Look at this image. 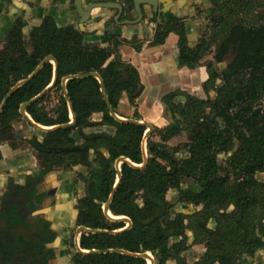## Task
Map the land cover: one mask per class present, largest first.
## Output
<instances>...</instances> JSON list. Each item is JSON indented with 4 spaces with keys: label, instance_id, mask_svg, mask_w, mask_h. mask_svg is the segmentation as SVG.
Masks as SVG:
<instances>
[{
    "label": "trees",
    "instance_id": "16d2710c",
    "mask_svg": "<svg viewBox=\"0 0 264 264\" xmlns=\"http://www.w3.org/2000/svg\"><path fill=\"white\" fill-rule=\"evenodd\" d=\"M185 22L184 18H168L157 26L149 45L164 44L171 33L178 37L180 54L209 43L208 34H203L196 46H191ZM263 33L264 28L259 35L249 33L245 39L237 37L235 42L238 46L234 48L237 56L227 67H216L220 61L205 64L208 73L205 85L212 84L214 99L187 103L185 117L189 121L199 123L205 117L206 108L213 106L212 120L220 133L238 120L242 121L243 128H260V122L248 114L252 103L264 95ZM85 37L84 32L72 27H56L49 18L31 27L25 21L16 20L5 30L0 46V104L10 89L28 78L44 58L52 56L56 60L53 85L25 108L33 123L52 128L48 131L38 129L37 136L32 134L27 139L38 165L44 171H70L82 165L81 149L86 147L93 151L85 154L86 170L81 172V180L84 184L89 182V194L85 192L77 201L75 223L97 231L94 234L82 233L79 248L101 253H76L75 262L147 264L141 257L114 251L119 250L136 255L151 254L153 264H177L171 253L181 257L192 246L203 245L205 252L194 264H237L232 252L224 254L217 247L229 246L227 241H230L251 255L264 247V223L256 216L259 213L264 218V166L257 168L249 160L251 156L243 159L247 154L245 149L256 140V131L252 134L253 141L245 135L230 140L227 147L216 151V154L211 153L207 159L198 156L192 143L176 147L166 145L182 129L178 120L169 124L159 140L152 138V132L144 140L146 128L139 124L141 116L137 105L143 87L137 73L133 77L137 90L126 97L129 107L126 113L119 112L110 99L107 105L100 83L94 77L71 78L66 81L63 92L62 79L65 77L89 73L101 76L99 49ZM134 43L133 40L132 45ZM120 45L113 40L108 51L119 55ZM141 46V43H136L133 47L138 52ZM227 47L222 44V56L226 54ZM53 68L52 63H45L27 83L9 96L0 112V143L18 139L13 124L24 118L19 113L20 106L51 84ZM219 70L223 72V80L217 84L211 75ZM54 91L60 92V101L54 115H50L42 103ZM68 102L75 117L72 123ZM110 110L116 116L135 123L117 120L110 115ZM91 121L95 124L87 126ZM235 145L237 150L228 156ZM101 148L104 160L96 153ZM221 155H224L222 165L218 164ZM120 157L128 162L120 164V180L109 201L118 174L115 161ZM234 161L235 168H230ZM216 167H221V173L212 172ZM168 192L173 196L166 200ZM107 202L108 212L114 219L103 213ZM115 218H127L131 225L124 229L125 223ZM210 220L214 226L208 230L206 224Z\"/></svg>",
    "mask_w": 264,
    "mask_h": 264
},
{
    "label": "crops",
    "instance_id": "0c3cea01",
    "mask_svg": "<svg viewBox=\"0 0 264 264\" xmlns=\"http://www.w3.org/2000/svg\"><path fill=\"white\" fill-rule=\"evenodd\" d=\"M161 2L165 4L166 8H170L173 12H176L181 7H184L183 10L186 11L193 1L161 0ZM82 3L85 5L86 1L84 0ZM252 3L253 0H232L228 2L225 8H222L215 14L214 21L216 22V27L210 32L209 43L194 48L186 54L179 53L177 47L178 37L176 35L171 33L166 38L164 44L150 46L151 33L147 31L145 35L139 33V37L133 39L134 32L129 27L125 29L123 28L124 26H117L110 18L94 20L102 15L98 13V10H93L89 14L90 20L84 27L79 28V17L74 9L73 0H62V2L58 0L56 3H54V0H0V7L2 9L0 15V33L4 32L8 24L16 19H22L31 27L41 24L42 21L49 18L58 28L72 27L76 31L83 30L86 36L85 40L94 43L99 49L100 77L104 92L107 98L110 99L111 104L117 106V110L121 113H126L129 110L128 105H126V97L134 94L137 90V84L133 80L134 73H137L140 84L143 87L142 93L137 100L138 113L141 116L139 123L152 126V138L159 140L169 128L170 123L166 120L164 114L166 111H170L173 121L179 118L180 124L184 127L166 145L176 147L182 143H192L196 146L198 156H200L205 149H207V154H216V151H221L227 147L230 140H237L244 136L241 120L231 123L226 131L222 133L218 132L217 125L211 116L214 113L213 106L207 107L208 111L205 110L207 111L206 114L210 117L199 123H193L185 117V108L187 103L197 99H214L213 91L210 88L212 84L205 85L208 80V73L204 66L207 62L220 61L222 57L221 47L228 39V36L231 39L237 32L245 37L249 33L260 34L257 29L260 20L259 13L257 10L254 12L250 10ZM242 4L245 5L242 6ZM185 21L187 27L190 25V32L187 33L190 40L189 43L194 44L196 37H198V33L195 34L194 30L203 22V17L190 14ZM104 24L106 25L105 27H103ZM113 28H116L118 32L112 33ZM113 40H117L121 44L118 47L119 55L108 51L109 44ZM133 40L135 43L132 45ZM136 43L142 44L138 52L133 47ZM216 67L219 68V65H216ZM211 78L218 84L222 77L218 71H214ZM56 92L53 95L54 97L50 96L47 101L45 100L42 103V107L50 115H54V110L59 105L60 92ZM119 94H121V98H119ZM250 108V114L248 115L251 119L255 118L260 122L258 125L260 128L255 130L256 135L254 138L256 140L245 149L247 154L243 159L246 160V157L251 156L249 158L251 163L261 169L264 166V95L252 103ZM28 118L30 117L28 116ZM118 118L125 120L121 117ZM26 119L22 118L13 124L18 139L0 143V189H3L6 179L9 177H13L15 183L22 184L24 177L30 169H33L37 165L27 139L32 134L37 136L39 134L38 128L34 126L35 123L31 119V122L29 120L26 121ZM207 123L210 129L205 128V124ZM201 127L205 130H202L200 134L199 130ZM47 129L51 130V127ZM249 131L254 133L253 128ZM241 143L246 145L245 141H241ZM94 144H97V142ZM235 165L236 162L234 161L229 167L235 168ZM75 168L81 169L82 172L86 170L84 164H82V167L77 166ZM60 171L48 175L46 180L47 186L52 182L56 183V181L60 180L62 176ZM212 172L214 174L221 173V167L212 169ZM69 176L70 172H66L65 177ZM68 196V191L62 190L57 192L56 197H53L55 198V205L50 209V221L55 225H61L64 222L66 226L74 222L76 208L73 207V199ZM133 198L135 197L133 196ZM174 211L176 212L177 210L174 209ZM262 223H264V220H262ZM125 226L127 227L126 223ZM213 226V223L212 225H206L208 229L209 227L212 229ZM153 230L151 229V231ZM255 232L258 233L257 231ZM78 241L79 236H76L74 245ZM227 243L229 246L219 245L217 249L224 252V254L232 252V256L235 258L237 264H253L256 255L253 256L245 253L235 243L230 241H227ZM201 247L200 245L192 246L190 251L187 252V256L181 257L184 264L186 262L193 263L194 256L198 253H203L204 247ZM260 251H263L262 256L264 257V249ZM71 253L74 254V249ZM65 257L69 262L67 264H72L73 262L77 264L75 262V255L72 259L73 262L69 261L70 256ZM78 264L89 263L81 261Z\"/></svg>",
    "mask_w": 264,
    "mask_h": 264
},
{
    "label": "flooded vegetation",
    "instance_id": "af4514ba",
    "mask_svg": "<svg viewBox=\"0 0 264 264\" xmlns=\"http://www.w3.org/2000/svg\"><path fill=\"white\" fill-rule=\"evenodd\" d=\"M111 1L117 3L114 8L108 9V12L99 14L107 15L106 18H110L111 21H113L112 19L114 17L118 16V23L126 21L127 17H130L133 20L138 19L136 11L129 6L130 2L126 0ZM192 1L193 2L190 6H188L186 11L183 10L184 7H181L180 10L176 11L177 13L173 12L170 8H166L165 4L161 2L162 5L160 6L159 13L152 15L150 12L149 15L148 13H145V15H148L145 23L142 21L140 24L135 26L123 25V28L127 29V27H129L133 30V39L135 37L138 38L139 33L145 35L146 31L151 33L152 38L157 26L165 22L168 18L178 17L186 20L190 14H193L198 17H203V22L200 23L201 26H196L197 28L194 32L195 34L198 33V37H196V40L194 41L195 43L190 45L196 46L198 43L197 40L200 39L203 34L204 36L208 34L207 37L210 41V32H212L216 27V22L214 21L215 14L222 8H225L227 3L232 0ZM56 2H58V0H54V3ZM60 2H62V0H60ZM16 20L23 21L22 19ZM16 20L10 22L6 29H8ZM184 24L187 33L190 32V25L187 27V23L185 22ZM105 26L106 25L104 24L103 27ZM257 27L259 30L258 32L261 33L263 30L262 25L258 24ZM4 32L0 33V46L1 38L4 35ZM117 32L118 30L113 28L112 33ZM237 37L241 39L246 38L238 32L231 39L230 36L227 37L229 40L227 39L224 43L228 46L227 52L221 57L219 68L227 67L236 58L237 51L234 50V48L238 46L237 42H235ZM218 73L221 74V77L223 76L222 71L219 70ZM178 122L180 123L179 119ZM91 123V125L95 124L92 121ZM101 150L103 151V148L98 149L97 151ZM91 151V149H87L86 153L89 154ZM101 153L105 158L104 152ZM75 167L70 171H64L61 169L44 171V169L37 163V165L33 167V169H30L28 174L24 177L22 184L15 183L13 177L6 179L3 189H0V264H67L68 259H66L65 256H70L69 261H72L74 255L77 253L75 252L76 247L74 248V239L77 236L76 231L79 226H76L75 219L71 225L67 224L65 226L64 222H62L61 225L53 224L50 221V209L55 205V198L53 197H56V194L59 191H68L70 198L73 199L74 208H76L77 201L80 196H83L86 192L88 182H86V184L83 183L81 180L82 171L81 169H76ZM80 167H82V165H80ZM58 171L62 173L63 177L61 176L60 180L56 181L57 184L52 182L49 186H47L46 180L48 175L55 174ZM66 172H70L69 177H65ZM172 196L173 194L168 192L166 194V200L171 199ZM260 216L261 215L259 214V219L264 220V218H261ZM212 223L214 225V222L210 220L206 225H212ZM209 229L211 228L209 227ZM200 247L203 248L204 246L200 245ZM73 249L74 254L71 253ZM263 249L264 247L258 249L252 254L253 256L256 255L255 260H253V264L264 263V257L262 256L263 251H260ZM203 252H205V247ZM201 254L202 253H198L194 256V258H196L195 261L193 258V263L186 262L185 264H194L198 261ZM184 255L187 256V252L184 253L183 256ZM72 264H74V262Z\"/></svg>",
    "mask_w": 264,
    "mask_h": 264
},
{
    "label": "water",
    "instance_id": "95a60500",
    "mask_svg": "<svg viewBox=\"0 0 264 264\" xmlns=\"http://www.w3.org/2000/svg\"><path fill=\"white\" fill-rule=\"evenodd\" d=\"M83 1L84 0H73L74 9L76 10V13L78 14V17H79V20H78L79 28H81L82 26L84 27V25L90 20L89 19V14L91 12H93V10H98V13H105V12H108L107 11L108 9L114 8V6L117 4L116 2H112L111 0H85L86 4L83 5V3H82ZM126 1L130 2L129 6H131V8L134 11H136V13L138 14V19L137 20H133L132 18L127 17L126 21L118 23V21H117L118 16H116L112 20H113V23L115 25H117V26H123V25H125V26H135V25L140 24L142 21H143V23H145L147 21L146 18L148 17L149 12L151 13V15L159 13L160 6L162 5L160 0H126ZM145 13H148V15H145ZM106 16L107 15H100L99 17L95 18L94 20L103 19V18H106ZM81 32H83V30ZM47 62L52 63L53 66H54V68H53V79H52L51 84L41 94H39L38 96H36L32 100H30V101H28L26 103H23L20 106V109H19V113L24 118H27V120L30 121V118H28V115L25 112L26 106L28 104L38 100L41 96H43L46 93V91L53 85V83H54V81L56 79V71H57L56 60L52 56H47L46 58H44V60L41 61V63L38 65V67L35 69V71L28 78H26L25 80L17 83L13 88L10 89V91L7 93V95L5 96V98L2 100V102L0 104V112H1V110L3 108V106L5 105L6 101L8 100L9 96L13 93V91L16 90L18 87H20L21 85L27 83L40 70V68ZM86 76L94 77V78H96L98 80V82L100 83V91L102 93V96H103L105 102L107 103V105L109 106V100H108V98H107V96H106V94L104 92L102 79H101L100 75L97 74V73H89V74H87L85 76H75V77L69 76V77L63 78L62 79V90H63V92H65L64 85H65L67 80H69L71 78L86 77ZM68 108H69L70 119H71L70 123H72L74 121L75 117H74V114L72 112V108H71V105L69 104V102H68ZM110 115H112L113 117H115L119 121H128V122H131V123H135V121H132V120H122V119L118 118L114 114V112L112 110H110ZM164 116H165L166 120L170 124L173 123V119H172L170 111H166ZM204 119H207V118L204 117ZM91 124L92 123L89 122L86 125L89 126ZM143 125L147 129L145 131V133H144V136H143V139L145 140L148 137V135L150 134V132L152 131V126H150L149 124H143ZM34 126H36L38 129H41V130H45V131L50 130V129H47L46 127H42L40 125L34 124ZM60 127H64V126H60ZM236 149H237V145H235L233 147V149L231 151H229V153L227 155L230 156L232 152L236 151ZM86 150H87L86 148H83L82 152H81V163L82 164H84V162H85L84 160H85ZM101 152H104V150L103 151L102 150L101 151H97V154L104 160L105 158L103 157ZM219 157H221V156H219ZM123 162H128V161L125 158H123V157H120V158H118L115 161V169L118 171V174L116 175V183H115L114 188H113V190H112V192L110 194L109 201L112 199V197L114 195V192H115V187H116V185L118 184V182L120 180L121 174H120L119 165L121 163H123ZM134 167L138 168L137 166H134ZM88 185H89V182L87 183V186H86L87 194H89ZM103 213H104V215L107 218L114 219V218H112L110 216V214L108 212V202L103 206ZM115 219L123 221L124 223H126L127 224L126 228H128L131 225L130 220L127 219V218H115ZM126 228H124V229H126ZM96 232L97 231H95V230L79 226L77 228L76 234H77V236H80L82 233L94 234ZM75 245H76V252L80 253V254L101 253V252H97L95 250H91V251H87L86 252V251H83V250H81L79 248V245H78L77 242H75ZM114 251L118 252V253H123V254H126V255H130V256L141 257V258L145 259L146 261H149L150 264H153V259L148 253L136 255V254H129V253H126V252H123V251H119V250H114ZM171 256H173L175 258L177 264H183L182 258L180 256H178V255H176L174 253H171ZM261 264H264V263H261Z\"/></svg>",
    "mask_w": 264,
    "mask_h": 264
},
{
    "label": "rangeland",
    "instance_id": "374dc122",
    "mask_svg": "<svg viewBox=\"0 0 264 264\" xmlns=\"http://www.w3.org/2000/svg\"><path fill=\"white\" fill-rule=\"evenodd\" d=\"M245 4H242V6H244ZM249 10V9H248ZM250 10H252L253 12L254 11H256L257 10V12L259 13V23L258 24H261L262 25V27L264 28V0H253V3H252V7L250 8ZM222 79V78H221ZM57 92L56 91H54L53 92V94H51V96H53V95H55ZM54 97V96H53ZM58 104H59V102H58ZM49 107V106H48ZM50 108V107H49ZM208 108H206V110H207ZM208 111V110H207ZM207 111H205V118H208V117H210L208 114H206V112ZM209 111H212V110H209ZM212 116V115H211ZM179 118H177V120H178ZM202 121V120H201ZM200 121V122H201ZM184 126H182V128H183ZM210 126H209V124L207 123V124H205V128L206 129H208ZM200 129V128H199ZM210 129V128H209ZM181 130H183V129H181ZM202 130H205L203 127H201V129L199 130L200 131V134H201V132H202ZM243 130H244V132H243V134L246 136V138H248V140H250V141H253V137H252V133L253 132H251V131H248V130H250V129H246V126H244V128H243ZM254 130H256V129H254ZM39 133V132H38ZM31 137V136H30ZM202 148H205V147H202ZM233 149V148H232ZM231 149V150H232ZM237 150V149H236ZM206 151H207V149H205V150H203V152H202V155H200V157H202V159H207V156H209L210 154H207L206 153ZM223 159H224V155H221V157H219V159H218V164H220V165H222L223 164ZM194 165V164H193ZM200 167L202 168V164L200 165ZM256 216H259V214L258 213H256ZM151 257H152V255L151 254H149ZM152 259H153V257H152ZM147 264H150V262L149 261H147Z\"/></svg>",
    "mask_w": 264,
    "mask_h": 264
}]
</instances>
